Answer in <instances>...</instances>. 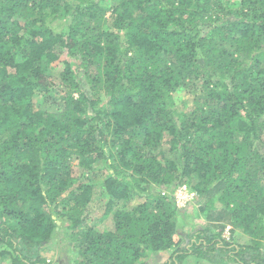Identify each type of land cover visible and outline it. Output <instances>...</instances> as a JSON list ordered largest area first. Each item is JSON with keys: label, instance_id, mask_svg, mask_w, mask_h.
<instances>
[{"label": "trees", "instance_id": "1", "mask_svg": "<svg viewBox=\"0 0 264 264\" xmlns=\"http://www.w3.org/2000/svg\"><path fill=\"white\" fill-rule=\"evenodd\" d=\"M103 1L0 0V259L264 264V0Z\"/></svg>", "mask_w": 264, "mask_h": 264}, {"label": "rangeland", "instance_id": "2", "mask_svg": "<svg viewBox=\"0 0 264 264\" xmlns=\"http://www.w3.org/2000/svg\"><path fill=\"white\" fill-rule=\"evenodd\" d=\"M234 2H236V0H233ZM115 1L114 0H104L102 5H107V4H113ZM59 28H63V25H59ZM58 66H62V63H60ZM56 95V98L58 100V93H54ZM175 105L176 108L179 110H183V109H187L189 107V103L187 102V95H186V91L182 90L180 93H178L175 97ZM74 170L75 172H79L78 168L76 166H74ZM179 191H177L178 193ZM176 194V191L174 192ZM181 194V192H179ZM185 193H189V189L188 186L185 189ZM180 194H178L177 196H181ZM105 198H101V200L97 203L98 205H96L95 209L89 214V218L90 224H96V221L98 220L99 215L102 213L104 205H105ZM188 216L189 217V221L191 223L192 228L198 229L201 228V225L204 223V221L202 220V218L196 213V209L194 205H190L188 208ZM58 226L60 224H57ZM100 225H102L100 223ZM189 229H191L189 227ZM240 230H235L234 236H235V241L236 242H240L243 243L245 242L248 237L243 236L242 233H240ZM231 240V238L229 239ZM75 248V246H73V244L69 243L67 241V239H63L60 240L59 238H57V240H55V243L53 245V248L48 250V251H52V255H54L55 257H57V259H59V264H69V262L77 256V252H74L73 249ZM47 251V252H48ZM169 252H159L157 253V255H150L149 260L152 261L154 264H158L161 263L163 261H165L168 257H169ZM49 256V257H51ZM7 260H3L0 259V264H6Z\"/></svg>", "mask_w": 264, "mask_h": 264}, {"label": "clouds", "instance_id": "3", "mask_svg": "<svg viewBox=\"0 0 264 264\" xmlns=\"http://www.w3.org/2000/svg\"><path fill=\"white\" fill-rule=\"evenodd\" d=\"M182 187H185V189L187 188V185H182L180 188ZM179 188H177L175 191L177 192ZM189 189V193H187L188 197L186 199H183V198H180L179 196H177V194L174 193V197L176 198V201H177V204L179 207L181 206H185L188 202H192L195 198V192L190 190V188L188 187ZM174 191V192H175ZM232 226L231 225H226L224 230H223V233H222V236L226 239V240H229L230 239V236H231V230H232Z\"/></svg>", "mask_w": 264, "mask_h": 264}, {"label": "built area", "instance_id": "4", "mask_svg": "<svg viewBox=\"0 0 264 264\" xmlns=\"http://www.w3.org/2000/svg\"><path fill=\"white\" fill-rule=\"evenodd\" d=\"M177 191L181 192V194L176 192L177 195H181L179 196L180 198L186 199L188 197V195L185 193V187L179 188Z\"/></svg>", "mask_w": 264, "mask_h": 264}, {"label": "water", "instance_id": "5", "mask_svg": "<svg viewBox=\"0 0 264 264\" xmlns=\"http://www.w3.org/2000/svg\"><path fill=\"white\" fill-rule=\"evenodd\" d=\"M53 218H54V216H53ZM56 222V224H60V221L59 220H56L55 221ZM43 254V253H42ZM46 256H51V254H52V251H48V252H46V253H44Z\"/></svg>", "mask_w": 264, "mask_h": 264}]
</instances>
